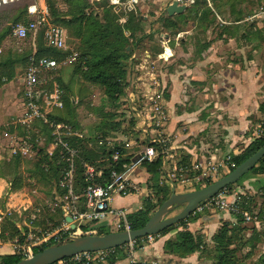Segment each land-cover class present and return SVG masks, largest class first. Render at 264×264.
Masks as SVG:
<instances>
[{
	"label": "rangeland",
	"instance_id": "374dc122",
	"mask_svg": "<svg viewBox=\"0 0 264 264\" xmlns=\"http://www.w3.org/2000/svg\"><path fill=\"white\" fill-rule=\"evenodd\" d=\"M48 1L42 0L40 5L46 7L48 11L47 3L51 6L53 4L56 13L60 16L58 18L60 23L57 25L65 31L67 45L70 48L69 51L63 53H69L80 47L81 44L78 39L77 22L75 21L76 17L79 16V12L75 8L76 2L86 3L88 5L84 12L85 17L97 16L104 23L107 14H109L112 18H115L112 21L115 25L122 27L127 25L130 27L132 30L126 31L125 35L131 39L129 40V45L132 49L131 55L133 57L136 56L134 60L136 65H127V70L130 75L127 81L133 82L134 90L137 89L138 91H144L145 87L142 84L145 82H147L148 86L151 85V81L149 80L150 75L156 78L158 77L159 79L162 77L161 75H170L168 77L176 81L175 84L179 85V90L180 85H183L182 82L185 81V85L190 90L195 91V93L192 92L189 94L188 100L183 105L176 104L173 110L175 114L182 111H195L202 121L219 123L216 127L213 124L209 125V130H207L209 140L215 139L217 135H221L220 137H222L221 131H224L221 120H216V116H211V112L209 111L213 107L214 102L221 100V98L217 96L214 98L212 95H217L218 91L223 90V87H225L217 77V75H221L219 74L221 69L226 68L230 71L228 73L235 75L239 67H248L249 73L262 75V78H264V0H181L179 1V5H185L187 7L186 11L181 15L175 14L172 17L167 15L166 9L175 0ZM31 3H33V0H19L0 7V37H3V42H5V38L9 35L12 25L24 18L25 10H27V7ZM47 20L53 24L54 18L49 11ZM137 25L140 30H136ZM230 31L234 33L233 38H230L227 33ZM143 36L146 37L141 38ZM230 39L232 40V44L230 50H227L226 44ZM137 41H139L138 44H135ZM8 45H12L11 38L6 41L3 50L8 49ZM209 47L211 49L213 48V50L210 49V52H208ZM9 53L10 51L7 50L0 57H6ZM214 53H216L221 61H218L216 65H213L211 62L207 66L206 61L209 60L207 56L210 55L211 57ZM67 57L65 56L62 61L66 60ZM201 60L203 62H200ZM209 61H211V58ZM230 62L235 65L227 68ZM197 63L199 65H196ZM71 65L67 64L63 66L59 75H61V81L73 90L76 104L79 102L76 111V122L80 125L81 129L84 130L85 128L89 134H92V129L101 122L102 116L113 125L120 124L119 130L117 131L119 135L108 134L109 137L115 139L113 141H107L101 135H90L89 141L91 142L88 144L87 149L89 151H96L98 148L100 150L103 148V151L95 152L96 156L91 162L99 168L104 167L109 160L107 153L116 150H121L126 155V159H133L146 147V144L149 142V137L139 127L134 126L137 124V120L131 114L125 113L129 112L128 107H124L127 104L125 98L121 97L116 101H107L103 105L104 107H102V91L98 88L85 85L80 79L73 77V67ZM211 65L214 68L211 69ZM16 66V74L19 75L17 77L18 80L23 76L25 64L18 62ZM180 67L182 69H188V72L185 70V74H179ZM193 67L200 68V72H202L200 74H203L201 76L205 79L204 85H192L191 79L188 76L187 78L185 77L186 79L183 78V75H192L195 72ZM261 83L264 85V82L261 81ZM136 84L140 85V87L138 88ZM226 86L233 88L234 83H227ZM248 89L251 92L252 88L248 87ZM260 91L261 95L264 96V86ZM156 100L157 97L148 99L150 109L154 106L153 104ZM140 101L142 100L140 99ZM157 102L159 103V100ZM258 114L261 115L260 118H257L258 116L255 114L251 115L249 120L251 121V129L256 130L257 136H260L264 133V115ZM258 126L262 127V131L259 132ZM212 131H214V134L210 138ZM248 135L251 136V133L249 132ZM253 137L256 136L249 137L250 141H252ZM140 138L142 140H139ZM94 145H97L96 147L98 148L93 149L95 147ZM2 148L0 146V157L5 154ZM24 167L26 168V165ZM230 171L227 168L221 169L213 178L204 180L198 185L187 186L185 190L202 189L208 184H212L229 174ZM152 185H150V188H152ZM162 185V187L159 185L160 192L157 198L158 201H164V198L167 200L170 196L169 191H167L168 186L165 184ZM236 187H244V184L242 186L233 185L229 191L235 192ZM54 191L53 186V190L47 194L49 198L39 192L29 193L23 191L13 194L10 198L12 200L11 205L13 206L11 211L17 212L23 211V209H31L35 203L39 204L40 202L51 199L50 194ZM7 192V187L5 186L4 193L6 194ZM263 194V190L262 192H258L259 198L264 197L262 196ZM4 197L9 199L10 196L3 195ZM3 198H0V205L3 202ZM253 199L256 202V198L254 197ZM129 200L132 201L131 198ZM133 207H136V205H133ZM180 210L178 209L170 213L167 217L171 218L175 216ZM220 213L219 211H214L213 213L207 211L204 215L205 217H219ZM63 225L62 217L60 224L55 227L51 223L44 227L40 226L32 232V238L22 241V244L31 247L40 246V244L36 243L37 239L35 237H39L38 240H41L47 235H55L54 238L57 242L62 241L64 238L62 236L60 237L61 231L59 230ZM119 230L121 229L118 228L117 231ZM97 231L93 235H96ZM158 241L156 237L137 240L131 245L123 246L115 256H117L116 258L122 256L129 260V263L183 264V262L176 261L175 259L177 258L165 254L162 257H158ZM244 241L245 237H236L233 246L237 251L234 257L235 264H259V257L263 255L261 250L259 248L255 250H252L250 247L243 248ZM57 242L50 240L47 244L52 246ZM211 249H213L212 244H205V249L199 256V260L203 261L202 264L213 263L210 255ZM246 256H248V259H246ZM108 258L105 259L108 261Z\"/></svg>",
	"mask_w": 264,
	"mask_h": 264
},
{
	"label": "crops",
	"instance_id": "0c3cea01",
	"mask_svg": "<svg viewBox=\"0 0 264 264\" xmlns=\"http://www.w3.org/2000/svg\"><path fill=\"white\" fill-rule=\"evenodd\" d=\"M231 44L232 40L230 39L226 44L227 50H230ZM210 49L211 48L209 47L208 52H210ZM211 50H213V48ZM207 58L209 60L211 58V61H206L207 66L211 64V62L213 65H216L218 61H221L216 53L211 55V57L210 55H208ZM200 62H203V60H201ZM196 65H199V63H197ZM213 65H211V69L214 68ZM233 65L235 64L230 62L227 68H231ZM195 67H193L195 71L194 73H192L193 76L183 75V78H187L188 76V78L191 79L192 85H194L195 83H202L204 85L205 79H203L201 76L203 74H200L202 73L200 72V68ZM185 70L187 71L188 69H182V67H180L179 74H185ZM228 72L230 71L224 68L219 72V74L221 75H217L218 79L221 80L220 83H223L227 88L223 87L224 89L219 90L217 95H212V97L215 98L217 96L218 98H221V100L214 102L213 107L209 110L211 112V116L215 115L217 118L216 120H221L224 131H221L222 137H220L221 135H217L215 136V139L210 140L208 139L209 137L207 133V130H209V125L213 124L214 127H216L219 125V123H216L214 121H202V119L198 117V113L195 111H182L175 114L173 110L176 104L183 105L186 100H188V95L192 92L195 93V91L190 90L188 86L185 85V81L182 82L184 86L180 85L179 90V85L175 84L176 81L168 77L170 75H161L162 79L150 75L149 80L151 81V85L148 86L147 82L143 83L142 85L145 87L144 91H138L137 89L134 90V83L131 81L129 82L130 88L128 86L125 90V95L122 98H125L127 104H125L124 107H128L129 109V103L132 102L134 104L136 112L139 114L141 119L136 117V114L131 113V115L133 118H136H134L135 120H137V124L135 126L139 128H141L143 123L148 124L147 121L149 116L153 115V113H151L152 108L150 109V106H148V99H151V96L154 93L159 92L160 94V104L165 111L166 119L160 130H158V133H161V136L165 141L166 154L162 157V168L159 174V185H167V191H169L170 194L172 191V184L175 186V192L177 194L196 190H183L177 183H174L173 180L170 179V176L172 173H174V171H176L177 169H190V167H194L196 165L205 167L208 165L212 166L218 164L225 160L228 156L232 158L233 156L239 155L242 150L251 142L249 137H252V134L255 136L258 135L256 130L251 129L252 127L249 117L255 114H257L258 116L257 118L261 117V115L258 114V107L259 104L264 100V96L261 95L260 91V89H262V87L264 86L262 85V83L260 84V82H264V78H262V75H253L249 73L248 67H239L238 72L235 73V75H232ZM225 83H234V87L229 88ZM136 85L138 88L140 87V85ZM248 87L252 88L253 90L251 89V92H249ZM165 95L169 96L168 100H165ZM140 99L142 101H140ZM125 113L130 114V112ZM22 114V78H20L18 80L11 81L0 86V146L1 148L3 147L2 149L5 151V154H1L2 156L0 157V198L2 199L3 195L10 196L9 199L7 197H4L3 202L0 205V216L5 215V222L0 223V257L13 255L22 257L18 252L17 246L14 244V242L16 239H18L21 243L20 247H22V241L32 238V232L35 229H38V227L34 226L35 220H42V207L47 208L51 214H54L56 210H60L62 215L60 205L62 197H58L54 192L50 194L51 199L40 202L39 204L35 203V205L31 209H23V211L17 212L11 211L13 206L11 205L12 200L10 198L13 194L24 191L29 193L39 192L43 195L48 196L47 193H45L39 185H36V188L31 191L26 187L21 188V190L19 191H11V185L9 183L11 181V177H9L8 175L3 176L7 172H10L6 167L9 164L11 165V162L13 161L12 159H18L19 163L15 168V172L17 173V176H22L25 180L30 175L29 171L32 169L31 163L39 159L40 149H44L46 154H49L47 153V149L49 147L47 137L41 131V124L39 125V123L36 122L37 124H33L34 133L32 134V143L37 150L36 157L31 160H26L20 157L9 156L8 151L5 147V141L2 137V133L4 131H16L19 134L18 128H20V126L16 125V123L19 121ZM213 132L214 131H212V135H210V138L213 136ZM249 132L251 133V136L248 135ZM75 133L78 134L79 138L82 139H89L90 135L94 134V132H92V134H89V132L86 131L85 128L84 130L81 129V132ZM110 134L119 135V132H112ZM105 139L107 141L115 140L109 136H106ZM139 140L142 139L140 138ZM121 142L127 143L128 141ZM123 158H126L125 154L123 155ZM132 160L133 159H131V162ZM25 165L26 168L24 167ZM194 174L196 175V173ZM190 176L192 177L193 175L190 174L189 177ZM125 177L128 178L131 185L137 186L140 192L139 194H133L127 197L114 196L111 200V208L113 210H122L127 215H130L141 210L143 208V201L151 195L152 191L150 185L153 184L151 181L152 175L148 174L142 166H136L132 169V171L126 173ZM27 181H29V179H27ZM30 183L35 186L34 180H31ZM242 184H244V187H236V192L243 194V202L247 204V201H249V199L251 200V198L253 199L254 197L256 198L257 202L256 207L253 209L252 213L245 209L253 218L250 224H247L244 221L245 226H249L248 228L250 229L247 232V237L252 234L251 228L254 229L257 233L261 234V239L263 240L256 244V248H259L264 255V215H262V213L264 214V211L262 212L263 209L261 206L263 198L260 197V199L258 195V192H262L261 189L264 188V177H251L247 180L242 181L237 186H242ZM5 186L7 187L8 191L6 194L4 193ZM129 198H131L132 201H130ZM133 205H136V207H133ZM213 212L214 211L210 213ZM219 212H221L219 214V217H205L204 214L206 212L192 214L194 216H199V219L195 223L188 224V230L193 234H201L207 244L211 243L212 237L220 228L222 223L228 222L232 225H235L237 220V216L230 214L228 211L221 210ZM8 213L11 214L8 215ZM32 219L34 220L31 221ZM115 225V217L109 216L106 220L99 223L97 226L104 228L108 233H112L114 232ZM62 229L63 227L60 228V230ZM14 231L20 232V234H17V232L14 233ZM172 234L174 235L175 232L167 234L163 237L158 235L156 236V238H158L159 240L157 248L158 257L163 256V246L170 237H173ZM35 238L38 240L39 237ZM200 255L201 253H196L186 259L175 260L183 262V264H202L203 261L199 260ZM105 263L102 262L94 264ZM115 264L130 263L126 258H122Z\"/></svg>",
	"mask_w": 264,
	"mask_h": 264
},
{
	"label": "trees",
	"instance_id": "16d2710c",
	"mask_svg": "<svg viewBox=\"0 0 264 264\" xmlns=\"http://www.w3.org/2000/svg\"><path fill=\"white\" fill-rule=\"evenodd\" d=\"M48 4L49 3H47L48 11L49 13L51 12V16L54 18L53 24H51L49 21L48 23L54 26H59L57 24L60 23V21H58V18L60 16L56 13L53 4L52 6ZM87 7L88 5L86 3L76 2L75 4V8L79 12V16L76 17L75 21L77 22V28L79 32L78 39L80 40L81 44L80 47L74 49L69 53H63L62 51L50 48L46 45L44 40V32L46 27H41L38 30L34 42H31L28 39L24 41H15L14 39H12L10 37L12 27L16 24H24L28 21L27 12L25 10L24 18L12 25L9 35L5 38V42H3V37H0V55L7 50L10 51V53L7 54L6 57H0V86L5 83L17 80V77L19 75L16 74V65L18 62L25 64L23 72L24 76L31 57H34L35 60L48 58L53 59L57 62H62L65 56H68L74 52L77 53L78 57L76 61L71 65L73 67V77L80 79L85 85H89L93 88H98L102 91V107H104L103 105L107 101H116L118 98L123 97L125 95L126 88L129 86V82L127 80L129 79L130 75L127 70V65H136L134 61L136 56L133 57V55H131L132 49L129 45V40L131 39L125 35L126 31H131L132 29L127 25L123 27L115 25L112 22L115 20V18H112L109 14H107L106 21L104 23L101 22L97 16L85 17L84 12ZM136 27V30H140L138 25ZM227 33L229 34L230 38L234 37L233 31ZM145 37L146 36H143L141 38ZM10 38L12 45H8V49L3 50V48H5L4 46L6 41ZM138 42L139 41H137L135 44H138ZM60 70H62V68L58 69L53 74H46L53 75L54 82L57 83L58 87L62 91L61 101L63 103L62 109L54 110L53 113L48 116V118L57 124H62L70 127L73 132H80V125H78V123L76 122V111L78 109L77 106L79 102L76 104L73 90H71L68 85L64 84L63 81H61V75H59ZM195 84L203 85L202 83ZM41 88L45 93H50L52 91V82L49 81ZM166 99H169L168 95H165V100ZM258 112L264 115V102L259 105ZM109 122L110 121L102 116L101 122L94 126L92 132H94L96 136L102 135L101 137H106L109 133L117 132L119 130L120 124L118 123L113 125ZM40 124L41 123H39V125ZM258 128L257 129L259 131H262L261 126H258ZM41 131L47 137V142L50 143V130L47 128V126L41 124ZM18 132L21 137H25L26 133L23 127L20 126V128H18ZM67 141L71 147L79 151V155L75 161L76 172L74 177V192L80 194L85 186L82 167L84 164H92L96 166L91 161H93L92 159H94L96 156L95 152L103 151V148L102 150H100L98 147H96L97 145H94L95 147H93V149L98 148V150L89 151L87 148L88 144L91 141H89V139H82L79 137H70L67 139ZM146 146L148 147L151 145L146 144ZM151 147H154L156 150L159 149L158 145H152ZM263 147L264 133L260 136L253 137L250 144L247 145L239 155L232 157V162L237 167ZM114 153L115 151H110L107 153L109 160L104 166L103 172L106 182L109 180V171L111 170V166L113 164V162L111 161V157ZM121 153L123 154L122 151ZM39 155V159L31 163L32 169L29 171L30 175L25 180L22 176H17V173L15 172V168L19 163L18 159H12L13 161L11 162V165H7L6 168H8V171L10 172H7L3 176L8 175L9 177H11V181L9 182L11 185V191H19L23 187H26L31 191L36 188V185H39L44 192L49 194L53 190L54 186V193L58 197H63L65 194V190L59 187V182L62 178L61 169L63 167V163L60 161L57 154H55V156L49 157L44 149H40ZM130 162L131 159L122 157L117 169L118 172L122 171L121 167L123 164H129ZM142 167L147 171L148 174L152 175V193L143 201V208L141 210L128 215L127 219L131 225L132 230L142 229L147 224L154 212L166 199L164 198V201L157 200L160 192L159 174L162 168V157H159L153 163H144ZM256 176L264 177V157L236 185L248 178ZM27 179H29L30 182L31 180H34L35 186L27 181ZM231 187L232 186H229L225 189L229 190L231 189ZM261 190H263L264 192V188H262ZM262 196H264V194ZM262 198L263 201L261 206L263 212L264 197ZM242 207L252 213L253 209L256 207V202L251 198V200L249 199V201H247V204L244 202ZM41 210L43 214L42 220L39 221V219H36L34 222L35 227H39L41 225L44 227L49 223L53 224V226L55 227L62 221L60 210H56L54 214H51L45 207H42ZM262 215L264 214L262 213ZM198 219L199 216L191 215L186 220L180 222L175 226L167 228L160 234H158V236L163 237L167 234L175 232L173 237H170L163 246V253L165 255L175 257L177 259H186L196 253H203L205 244H207L204 240V237L201 234L191 233L187 228L188 224L195 223ZM96 230H98L96 234L98 236L108 233L104 228L101 227L96 228ZM249 230L250 229L245 226L244 220L240 216H237L235 225H232L228 222L222 223L220 228L212 237L210 243L213 245V249H211L210 251L211 260L213 261L212 264H235L234 257L237 251L236 248H233V246L236 241V237H245V241L242 245L243 248L250 247L252 250H255L256 244L263 239H261V234L257 233L252 228V234L247 237V232ZM16 232L17 231H14V233ZM17 234H20V232H17ZM50 246L51 245L47 243L37 246L33 249L34 254H37ZM263 257L264 255H261L259 257V264H264ZM122 258L124 257H110L106 264H115ZM22 259V257L17 255L4 256L0 257V264H16ZM246 259H248V256H246ZM130 264L142 263L137 262Z\"/></svg>",
	"mask_w": 264,
	"mask_h": 264
},
{
	"label": "built area",
	"instance_id": "2783aa9c",
	"mask_svg": "<svg viewBox=\"0 0 264 264\" xmlns=\"http://www.w3.org/2000/svg\"><path fill=\"white\" fill-rule=\"evenodd\" d=\"M17 1L19 0H0V7ZM41 1L42 0H33V3H31L26 10L28 21L24 24L19 23L13 26L10 37L15 41H24L28 39L34 42L38 30L41 27H46L44 32L46 45L62 52L69 51L70 48L67 45L65 31L59 26L48 23V11L46 7L40 5ZM77 57V53L74 52L68 55L66 60L62 62H57L48 58L35 60L34 57H31L25 74L22 77L23 114L16 123V125L24 128L26 135L25 137H21L16 131H4L2 133L5 147L10 157H20L22 159L31 160L37 155V150L32 143V134L34 133L33 124L36 122L41 123L50 130L51 141L47 153H49L48 155L50 157L57 154L60 161L63 163L61 169L62 178L59 182V187L65 190V194L60 203L64 218L63 229L60 230V237L62 236V238H64L62 241L71 237L93 235L96 228H98L97 225L106 220L109 216H113L116 219V225L112 233L131 231V225L127 219L128 215L122 210H113L111 208V200L114 196L127 197L129 195L139 194V188L130 184L128 178L125 177L126 173L132 171L136 166H142L144 163H153L154 160L166 154L165 141L161 133H158V130H160L165 122L166 116L160 104V94L154 93L151 98L157 97V100L154 102V106L151 109L153 115L149 116L147 121L148 124L143 123L140 129L149 137L148 144L151 146L158 145L159 149L156 150L154 147L146 146L143 151H140L139 154L133 158L130 164L122 165L121 172H118L117 169L123 154L121 151L116 150L111 157L113 164L109 171V180L107 182L104 179V167L99 168L92 164H84L82 169L85 186L80 194L74 192V177L76 172L75 161L79 155V151L71 147L67 139L79 136L73 132L70 127L57 124L48 118L54 110L62 109L63 103L61 101L62 91L57 83L54 82L53 75L46 74H53L63 66L73 64ZM49 81L52 82V91L50 93H45L41 87ZM158 100L159 103L157 102ZM129 112L130 114H136V117L141 119L132 102L129 103ZM148 129H150V131H148ZM226 168L228 170L236 168L235 164L232 162V158L229 156L222 162L212 166L208 165L202 167L196 165L190 167V169H177L171 174L170 179L173 180L174 183H177L181 189L185 190L187 186H193L194 184L198 185L204 180L213 178L219 170ZM194 173H196V175ZM190 174L193 176L189 177ZM242 197L243 194L239 192H231L228 189H224L212 199L199 205L193 214L225 210L230 214L242 217L245 223L250 224L253 218L242 207L244 203ZM10 214L11 213H8V215ZM67 218L71 219L70 223L66 221ZM33 220L34 219L31 221ZM4 222L5 215H2L0 216V223ZM71 225H74V229L71 228ZM118 228L121 230L117 231ZM54 237L55 235H47L41 240H37L36 243L41 245L50 240L57 242ZM146 238L152 239L154 236ZM60 241L57 243H60ZM134 242H130L124 245V247ZM14 244L17 246L18 252L23 259L30 258L34 255L33 249L35 247L26 245H21L22 247H20L21 243L18 239L15 240ZM122 248L123 246L118 249L115 248L94 253H81L54 264L105 263L107 262L105 258L114 257ZM116 257L117 256H115V258Z\"/></svg>",
	"mask_w": 264,
	"mask_h": 264
},
{
	"label": "water",
	"instance_id": "95a60500",
	"mask_svg": "<svg viewBox=\"0 0 264 264\" xmlns=\"http://www.w3.org/2000/svg\"><path fill=\"white\" fill-rule=\"evenodd\" d=\"M185 5L173 1L166 9L169 17L181 15L186 11ZM264 157V147L246 159L229 174L208 186L188 193L177 194L172 184V191L167 200L154 212L147 224L139 230L129 232L107 233L101 236L86 235L71 237L64 242L54 244L30 258L22 259L16 264H54L58 261L71 258L81 253H94L122 247L130 242L150 236H156L167 228L175 226L191 216L202 203L212 199L229 186L236 185L242 180ZM181 209L175 216L167 215ZM71 222L70 218L66 219ZM74 229V225H71Z\"/></svg>",
	"mask_w": 264,
	"mask_h": 264
},
{
	"label": "bare ground",
	"instance_id": "6f19581e",
	"mask_svg": "<svg viewBox=\"0 0 264 264\" xmlns=\"http://www.w3.org/2000/svg\"><path fill=\"white\" fill-rule=\"evenodd\" d=\"M176 1H181V0H176ZM183 3V2H182Z\"/></svg>",
	"mask_w": 264,
	"mask_h": 264
}]
</instances>
